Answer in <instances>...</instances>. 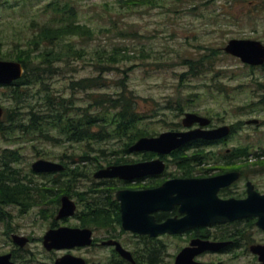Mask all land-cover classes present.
<instances>
[{"label":"rangeland","instance_id":"rangeland-1","mask_svg":"<svg viewBox=\"0 0 264 264\" xmlns=\"http://www.w3.org/2000/svg\"><path fill=\"white\" fill-rule=\"evenodd\" d=\"M54 3L72 5L75 15L68 18L67 14L55 12ZM63 22L82 24L92 31L88 35L64 33L59 44H65L57 49L74 47L80 54L72 53L65 62L60 60L51 64L48 90L54 96L60 94L63 98H72L70 113L87 111L96 114L101 106L92 102V95L126 90L140 107L149 108L146 113L150 116L144 119V124L152 134L182 129V117L187 112H195L209 117L214 127L229 123L239 125L230 144L264 149V104L259 103L264 96V69L248 66L223 49L231 38H249L264 44V0H0V53H8L2 58L19 61L13 56L27 50L28 41L34 34L44 30L47 24L57 29ZM45 47L44 42L33 47L32 55L38 57L46 49L50 50ZM110 54L118 55L119 59L105 70V60ZM103 75L102 80L105 79L108 86L87 91L68 87L70 81ZM48 90L41 84L30 85L27 91L26 88L23 90L17 106L10 96L13 95L11 90L0 86L3 114L14 113L25 123L28 111H37L45 105ZM253 118L261 122L243 123ZM57 130L52 129L49 136L37 132L27 134L25 127L14 134L0 133V170L14 174L26 183L29 181L33 186H44L41 182H45L57 188L62 183L68 190L66 195L78 203V212L82 210L83 202L77 192L91 184L89 179L98 167H105L109 159L116 156L127 161L140 158V155L122 150V138H106L109 139L107 142L104 137L76 141ZM4 149L14 150L18 158L6 157ZM100 149L104 152L99 153ZM85 155L87 157L83 159ZM40 158L63 162L68 167L67 174L56 184H50L48 177L52 179V176L41 177L31 169L32 163ZM210 162L197 165L196 169L201 172V168L216 167L209 168L210 174H215L223 171L219 167H231ZM71 170L79 181L67 186ZM167 170L175 175L181 173L172 162ZM243 175L264 187V166L249 164L243 169ZM238 181L242 183L241 179ZM107 184L103 181L99 186ZM50 192L26 212H21L17 204L0 202V254L13 252L17 264H53L66 252L84 257L88 264L120 262L121 258L115 256L112 247L101 244L47 250L42 242L43 235L53 222L83 226L75 216L65 221L56 220L60 197L65 192ZM113 227L111 231L119 235L117 238L122 244L129 250H136L143 257L140 262L145 264H171L183 240L190 236H162L149 240L132 236L127 231L121 233L116 224ZM206 229L211 235L213 228ZM11 234L27 237L28 242L19 248L11 241ZM105 236L107 231L104 229L94 231L95 239ZM151 254L155 255L153 263L148 260ZM222 258L231 264H240L235 257L225 255ZM198 259L214 263L216 256L209 252Z\"/></svg>","mask_w":264,"mask_h":264},{"label":"trees","instance_id":"trees-1","mask_svg":"<svg viewBox=\"0 0 264 264\" xmlns=\"http://www.w3.org/2000/svg\"><path fill=\"white\" fill-rule=\"evenodd\" d=\"M2 3H4V1H2ZM52 8L55 12L67 14L68 18L75 15V8L70 4L62 6L59 3H54ZM51 26V24L45 25L44 30L34 34L28 41L30 48H28L27 45L26 51H21L19 54L13 56V58L21 61L25 68L22 78L6 86L11 90L13 95L10 96L14 98L17 106L21 101L23 90L26 88L27 91L30 85L41 84L44 85V89L48 90L47 79L52 72V63L60 60L65 62L66 57L72 53L80 54L79 50L74 47L57 49V47L61 48L65 44H59V40L63 39L64 33H76L78 35H88L92 33L91 29L87 26L72 22L60 23L57 25V29H53ZM46 41L49 43L47 44ZM43 42L46 46L45 48H50V50L46 49V51H43L44 53L42 52L41 56H33L31 53L32 48H36ZM16 47L18 46L16 45ZM7 56L8 53H0V58ZM99 58L103 60L102 55H99ZM118 59V55L110 54L105 60V64H107L105 70L111 68L112 65L110 64H113ZM262 69H264V65ZM102 78H104V75L100 76V78L91 77L70 81L68 87L70 89L87 91L103 85L108 86L105 79L103 81ZM120 81L122 82L121 79ZM120 84L123 85V83ZM20 87L23 88L20 89ZM53 94L51 90L47 91L45 94V105L40 107L37 111H28L29 116L25 123L14 113L9 115L8 113L6 115L3 114L0 118V133L14 134L16 131H23V127H25V133L27 134L37 132L44 136H49L52 129H58V133L61 131L68 139L76 141L101 139L104 137V140L107 142L109 139L106 138L114 139V137H119L124 139L122 141L123 146H125L122 149L123 151H126L125 148H128L130 143L139 136L152 133L144 124V119L150 116V113H146L149 108L147 106L146 108L140 107L137 101L128 96L126 90H121L120 92L114 91L113 93L104 92V95H92V102L101 106V109H99L96 114H90L87 111L70 113L72 98H63L60 94H56V96ZM259 103L264 104V99H260ZM140 108H143V110ZM94 127L98 128L94 129ZM192 146L193 145L182 146L172 152L173 159L171 162L177 165L182 175H192L195 171L196 163L200 161L195 146ZM103 152L104 150L100 149L99 153ZM240 152L242 153L243 150L240 149ZM3 153H5L6 157L18 158V154L12 149H10V151L4 149ZM86 157L85 155L83 159ZM89 159L90 157L87 158V160ZM122 160H124L122 157L116 156L113 159H109L108 163H116ZM73 170H71L72 174L66 181L67 186H69L70 182H78ZM63 174H67V169L60 173V175ZM60 175L58 178L52 177L53 181L49 179L50 184L51 182L56 184L57 181H60ZM10 176L11 175L7 172L5 173V171L0 170V202L6 201L7 203H13L15 199H19V197L23 198L25 211L29 210L32 204L39 203L42 198L46 197L49 191H51V194L57 191L60 193L62 191L65 193L68 192L67 188L62 186V183L57 185V188L45 182H41L44 186H33L29 181L28 183L17 182L14 178H10ZM113 191L114 188L111 186L106 185L100 187L96 185V183L89 185L82 191L80 200L83 201V207L78 214V218L82 220L85 226L115 228L113 227L115 224H120L119 205L113 196ZM110 228H107V230H110ZM133 255L137 261L143 260V257L140 256L136 250H133ZM154 257V254L148 257L150 263L154 262ZM109 264H112V262ZM115 264L130 263L121 259L120 262L115 260Z\"/></svg>","mask_w":264,"mask_h":264},{"label":"water","instance_id":"water-1","mask_svg":"<svg viewBox=\"0 0 264 264\" xmlns=\"http://www.w3.org/2000/svg\"><path fill=\"white\" fill-rule=\"evenodd\" d=\"M224 49L228 53L239 56L246 63L261 64L264 62V45L258 40L232 38ZM22 73L23 67L20 62L0 60V83H10L21 77ZM1 114L2 108L0 107ZM197 121L204 125L209 122V119L193 112H187L182 119L185 126H190ZM250 121H256V119ZM229 131L230 127L227 125L212 130L195 128L186 131H166L158 136L141 137L130 149L169 153L191 139L218 138ZM32 168L37 172H47L61 170L63 166L56 162L39 159L33 162ZM164 169L163 160L153 159L131 164L111 165L99 169L94 176H118L132 179L137 176L161 173ZM237 176L238 172H228L208 178L180 177L169 179L154 189L119 190L116 192V197L121 203L122 226L134 232L156 235L161 232H183L198 224L206 225L238 216L264 214V195L253 191L251 185L249 196L246 199L217 197L218 188L236 179ZM61 203L57 218L74 214L76 204L73 200L63 195ZM174 204H178L179 211L184 214L180 218H169L163 223L156 224L151 213L157 209H170ZM258 223L263 225L264 220L259 218ZM91 235L92 231L88 228L62 226L48 230L43 242L48 249L71 248L91 244ZM13 238L21 246L27 241V237L24 236L13 235ZM103 244H114L124 258L134 261L131 253L124 249L119 241L110 239L103 241ZM213 247L214 244L210 241L195 239L176 255L174 264H202L194 260L195 255L204 249ZM10 258V253L0 255V264H14ZM54 264H85V260L72 254H64L57 258Z\"/></svg>","mask_w":264,"mask_h":264},{"label":"flooded vegetation","instance_id":"flooded-vegetation-1","mask_svg":"<svg viewBox=\"0 0 264 264\" xmlns=\"http://www.w3.org/2000/svg\"><path fill=\"white\" fill-rule=\"evenodd\" d=\"M211 125V124H210ZM214 127V125H211ZM231 136L223 137L216 140H203L199 139L196 141L198 150L200 151V166L204 165L205 162H210V164L221 163L228 164L231 166L243 165L246 159L239 158L238 161L234 162L233 155L235 154V145L230 144ZM202 171H205L202 170ZM214 175V174H211ZM162 179H166V176H161ZM239 181L232 183L226 187L228 193L223 192L222 197H236L244 198L248 194L247 192V180H251L248 177L241 176ZM252 181V180H251ZM254 188L260 193H264V187L259 183L253 182ZM160 184V183H159ZM158 184H153L155 186ZM221 192V190H220ZM175 209V207H174ZM178 214V211H157L155 213L156 219L158 221L165 220L171 215ZM213 231L211 235L209 231L203 226H197L190 230L188 240L195 237L211 236L212 240L224 241L226 246L217 249L214 252L216 260L211 264H231L228 260L222 258V256L228 255L229 257H235L240 264H259L260 257L258 254L254 253L251 249L253 245H264V227H260L257 224V217L247 216L243 218H238L233 221L228 222H217L212 224ZM203 230V232H202Z\"/></svg>","mask_w":264,"mask_h":264}]
</instances>
